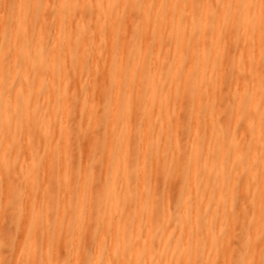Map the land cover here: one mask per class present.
I'll list each match as a JSON object with an SVG mask.
<instances>
[{"label": "bare ground", "instance_id": "bare-ground-1", "mask_svg": "<svg viewBox=\"0 0 264 264\" xmlns=\"http://www.w3.org/2000/svg\"><path fill=\"white\" fill-rule=\"evenodd\" d=\"M12 3L7 19L0 0V77L19 75L0 80V264H264V0Z\"/></svg>", "mask_w": 264, "mask_h": 264}, {"label": "rangeland", "instance_id": "rangeland-1", "mask_svg": "<svg viewBox=\"0 0 264 264\" xmlns=\"http://www.w3.org/2000/svg\"><path fill=\"white\" fill-rule=\"evenodd\" d=\"M42 3L43 2H45V1H47V0H40ZM8 9L10 10L9 12H8V14H7V19L11 16V11H12V9H13V3H12V0H8ZM197 12H195L194 11V14H196ZM198 19H201V17L200 16H198ZM92 29H91V34H92V32H93V27H91ZM52 33V30H51V28H49V35ZM35 37V32L34 31H29L28 32V38L29 39H33ZM4 38H6V37H4ZM40 47H41V45L40 46H36V52L37 53H40ZM46 47V46H45ZM47 52V51H46ZM228 52H229V49L228 48H225V49H223V51L221 52H219V54L222 56V59L224 60V62H225V65H226V68L227 69H231L232 68V66H233V60H232V57H230L229 55H227L228 54ZM9 55H12L11 53L9 54ZM44 55V54H43ZM13 56L17 59V57H18V55L17 54H13ZM146 59V56L145 55H143V54H141L140 56H139V62H142V60H145ZM195 76V73L194 74H192L191 75V78H193ZM0 80L1 81H3V83H4V85L5 86H9V85H16V86H19V75L18 76H15L14 78H13V75L11 76V74L9 73V72H6L4 75H2L1 77H0ZM34 83H35V81H34V78H30L29 79V84L30 85H34ZM59 93V92H58ZM140 97V99H143V100H146V96H145V94L143 95V96H139ZM78 97L76 96V97H74V99L72 100V102H70L69 103V106L70 107H72V106H75L77 103H78ZM262 101V100H261ZM222 107H223V109H225V106L227 105V103H228V99L226 98V99H224V100H222ZM192 108L193 107H191V106H188L187 108H186V113L184 114V119L183 120H185L184 121V123H183V127H182V131H181V133H180V137H179V145L180 146H182V145H187V142H186V140H187V138H188V133H189V131H190V124L188 125V122H194V121H196L197 119L193 116V110H192ZM22 111L20 110V112H18L16 115H15V117H13V120H17V121H20L21 120V116H22ZM224 116H226V115H224ZM36 119H39V116L36 118ZM138 120H139V118H135V119H133V122L134 123H136V122H138ZM103 130H106V128H99L98 130H96L98 133L99 132H103ZM102 143H104V140H102L101 141ZM40 145V143H34L33 144V149H36L38 146ZM86 146H87V143L86 142H81L80 143V145H79V147H78V151H79V157L80 158H83V157H85L84 159V161H87L88 160V162L87 163H91V159L90 158H87L86 156H85V149H86ZM102 156V155H101ZM8 159L11 161V160H16L17 162L19 161L20 162V160H21V156H20V154H17V153H11L10 155H9V157H8ZM147 160H149V162H150V164H154V163H157V161H154V160H150V156L148 155L147 156V158H146ZM95 177H99L100 176V173L99 172H96L95 174ZM152 175H150V174H147L146 176H145V178L142 180L144 183H151L152 182ZM168 179H169V177H166V178H164V179H161V183H167L168 182ZM34 180H36V179H34ZM74 180H75V183L77 182V181H79L80 180V177L79 176H74ZM98 181H100V180H98ZM17 182H18V179H15L14 181H12V188H17V187H19V184H17ZM187 185V182L185 181V180H180V181H178V182H176V184L174 185V187H176V186H178V185ZM54 190V193H53V195H54V197L58 200V198H59V196H60V192L57 190V189H53ZM95 191H96V193H100L101 192V188L100 187H98V188H96L95 189ZM183 194H181L180 196H178V194L177 195H175L174 196V198H173V203H178L179 201H180V199H181V196H182ZM237 198H238V200H239V203H240V205H242L243 204V202H244V199H243V197H242V195L241 194H238L237 195ZM165 203V199L164 198H160L159 199V204L160 205H163ZM163 223H164V221L162 220V222H160V225H163ZM200 231V233H201V231H202V229H200L199 230ZM4 233H6V239H7V241H11V240H13V241H16V242H18L19 241V235H20V233H19V230H18V228L17 227H15V228H12V227H6L5 229H4ZM144 249L147 251L148 249L149 250H151V254H154V249H155V244L153 245V244H151L150 245V247L148 246V244H146L145 246H144ZM247 248H246V244H240L239 246H238V250L239 251H244V250H246ZM13 256L14 255H11L10 256V261H12L13 262ZM16 256V255H15ZM14 256V257H15ZM12 262H11V264H12ZM62 264V263H61Z\"/></svg>", "mask_w": 264, "mask_h": 264}]
</instances>
